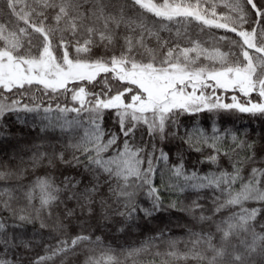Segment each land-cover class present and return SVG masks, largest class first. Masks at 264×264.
<instances>
[{
	"label": "snow or ice",
	"instance_id": "6c2138e0",
	"mask_svg": "<svg viewBox=\"0 0 264 264\" xmlns=\"http://www.w3.org/2000/svg\"><path fill=\"white\" fill-rule=\"evenodd\" d=\"M0 264H264V0H0Z\"/></svg>",
	"mask_w": 264,
	"mask_h": 264
},
{
	"label": "trees",
	"instance_id": "16d2710c",
	"mask_svg": "<svg viewBox=\"0 0 264 264\" xmlns=\"http://www.w3.org/2000/svg\"><path fill=\"white\" fill-rule=\"evenodd\" d=\"M63 102V101H62ZM250 123L249 117L246 115L241 116H228L225 115L223 117L221 126L222 127H236V128H243L247 126ZM252 126L259 127V122H255ZM31 137H29L30 139ZM192 159H195L193 157ZM157 183H159V179H157ZM165 202H167V194H165ZM145 206H147L145 202ZM187 220L186 217H184L182 214L171 211L159 214L155 219H152L150 221H141V227L133 229L131 233L128 235H125L123 233L117 234L119 237L115 243L117 244H131L133 241H137L139 239H143L145 235H151L153 232H155L159 228H168L170 229L169 235L174 237H183L184 236V229L176 227L177 223H185ZM45 236H47V233H45ZM181 248H183V245H181ZM39 251V249H37Z\"/></svg>",
	"mask_w": 264,
	"mask_h": 264
}]
</instances>
